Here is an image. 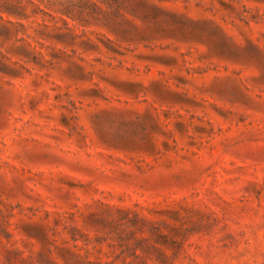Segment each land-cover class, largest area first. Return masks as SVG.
<instances>
[{"label": "rangeland", "instance_id": "rangeland-1", "mask_svg": "<svg viewBox=\"0 0 264 264\" xmlns=\"http://www.w3.org/2000/svg\"><path fill=\"white\" fill-rule=\"evenodd\" d=\"M0 264H264V0H0Z\"/></svg>", "mask_w": 264, "mask_h": 264}]
</instances>
